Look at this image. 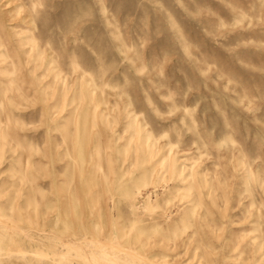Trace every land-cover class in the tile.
Returning a JSON list of instances; mask_svg holds the SVG:
<instances>
[{
	"label": "rangeland",
	"instance_id": "374dc122",
	"mask_svg": "<svg viewBox=\"0 0 264 264\" xmlns=\"http://www.w3.org/2000/svg\"><path fill=\"white\" fill-rule=\"evenodd\" d=\"M0 264H264V0H0Z\"/></svg>",
	"mask_w": 264,
	"mask_h": 264
},
{
	"label": "bare ground",
	"instance_id": "6f19581e",
	"mask_svg": "<svg viewBox=\"0 0 264 264\" xmlns=\"http://www.w3.org/2000/svg\"><path fill=\"white\" fill-rule=\"evenodd\" d=\"M173 169V168H172ZM181 173V172H180ZM178 174H179V172H178ZM180 175V174H179Z\"/></svg>",
	"mask_w": 264,
	"mask_h": 264
}]
</instances>
